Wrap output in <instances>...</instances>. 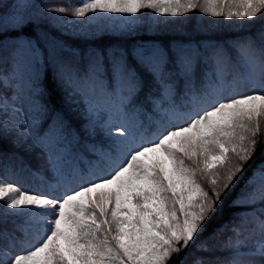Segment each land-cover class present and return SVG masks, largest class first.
<instances>
[{
  "label": "snow or ice",
  "instance_id": "1",
  "mask_svg": "<svg viewBox=\"0 0 264 264\" xmlns=\"http://www.w3.org/2000/svg\"><path fill=\"white\" fill-rule=\"evenodd\" d=\"M40 8L36 0H0V145L10 141L14 149L0 153V168L16 161L18 171L46 182L43 166L27 169L19 155L39 149L56 184L29 191L0 176V225L25 218L23 226L13 221L24 235L0 250V264H172L193 255V246L223 255L195 256L191 264H264V148L256 158L264 29L228 42L93 49L80 59L78 50L34 31L42 17L62 18L53 13L89 23L119 18L124 28L146 9L252 22L264 18V0H79L33 11ZM69 112L80 115L78 124ZM233 192L238 211L203 237Z\"/></svg>",
  "mask_w": 264,
  "mask_h": 264
},
{
  "label": "trees",
  "instance_id": "2",
  "mask_svg": "<svg viewBox=\"0 0 264 264\" xmlns=\"http://www.w3.org/2000/svg\"><path fill=\"white\" fill-rule=\"evenodd\" d=\"M12 2L13 0H3L4 4ZM36 3L41 5V8L33 9L34 12L43 11V8L45 7L79 6V0H36ZM7 10L11 11V8ZM142 13L143 14H138V24L130 31L105 28L98 30L95 33L87 31L81 33H69L57 26L58 20L46 19L43 17L36 21L37 27H35L34 31L48 33L50 36L62 42L66 48L78 50L80 54L78 59H80L84 57L85 53L93 49L103 51L111 48H121L131 51L139 44H168L173 41L187 42L190 40L201 42H228L246 36L256 37L258 33L264 29V18L260 17L253 18L252 22H248L247 19L240 20L236 17L231 19L225 17H212L199 12V10H194L184 16L177 17L159 16L158 14L153 13L152 10L147 9L142 10ZM53 15H59L62 19H64L63 16H71L70 13H53ZM46 83L48 89L52 92L53 97L58 98L59 90L51 80L50 74ZM185 110L186 109L184 108L180 109L181 112ZM68 115L72 118L74 123H79L81 117L78 113L69 112ZM46 123L47 120H45V125ZM156 130L157 125L154 126L152 132H155ZM96 139H103V135L101 134V136H98ZM259 139L261 144L257 149V159L260 157L261 148H264V122H262V130L259 134ZM13 151L14 149L10 141L7 144L0 145V153H7L10 155ZM19 155L23 157V163L27 169L41 170L43 166V175H47L56 181L52 178V174L47 170V166L39 149H35L31 153L20 151ZM9 164L11 170L2 172V169L0 168V172L6 178L15 179L16 175L13 171L19 169V164L16 161H9ZM81 167L83 169L85 166L82 165ZM200 182L205 188L208 187V181L206 179L201 178ZM235 194L236 193L233 192L231 196H226L224 198V203L218 206L216 212L209 219L208 227L203 233V237H208L222 222L228 221L238 211V209L234 208L230 203L232 196H235ZM4 227H6L7 230L13 231L17 235L23 234V232L15 229L14 224L11 221L6 225H0V229H3ZM225 235L226 234L218 236L214 243L223 240ZM7 245L3 246V244L0 243V249L6 251ZM20 250L21 246L13 251ZM187 253H192L193 255L183 253L181 254V257H173L172 264H176L178 259H184L185 257L187 259V264H191V260L195 256L203 255L212 258L214 255H223V253L210 254L196 252L194 246L190 247L187 250Z\"/></svg>",
  "mask_w": 264,
  "mask_h": 264
},
{
  "label": "rangeland",
  "instance_id": "3",
  "mask_svg": "<svg viewBox=\"0 0 264 264\" xmlns=\"http://www.w3.org/2000/svg\"><path fill=\"white\" fill-rule=\"evenodd\" d=\"M91 15V14H89ZM106 15V14H105ZM64 19H59L57 22V26L69 33H81V32H90L95 33L98 30L110 28V29H116V30H122V31H130L132 30L137 24L136 23L131 25H126L124 28H120V19L117 18L116 20H96L92 21L91 23L87 22V18H76L74 16H63ZM136 19V18H133ZM65 21H72V23H66ZM24 217H16V216H9L8 221L21 223L24 221ZM3 238V237H2Z\"/></svg>",
  "mask_w": 264,
  "mask_h": 264
}]
</instances>
